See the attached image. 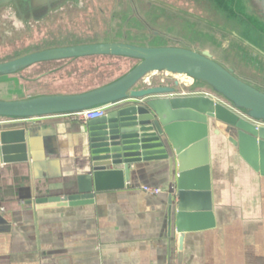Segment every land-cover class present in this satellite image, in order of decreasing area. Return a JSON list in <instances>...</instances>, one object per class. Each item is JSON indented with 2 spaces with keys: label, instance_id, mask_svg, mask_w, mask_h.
Returning <instances> with one entry per match:
<instances>
[{
  "label": "water",
  "instance_id": "obj_1",
  "mask_svg": "<svg viewBox=\"0 0 264 264\" xmlns=\"http://www.w3.org/2000/svg\"><path fill=\"white\" fill-rule=\"evenodd\" d=\"M9 1L0 0V5ZM235 1L240 5V13L235 15L247 21L253 32L264 34V0ZM232 34L238 44L264 58L263 47L246 41L239 33ZM93 56L126 57L137 62L113 80L85 90L0 98L2 124L107 107L105 115L86 123L89 172L77 178L76 191L35 196L28 202L38 208L92 202L96 191L123 188L132 164L167 160L170 171L173 167L177 170L169 204L170 211L174 206L180 242L185 233L214 227L211 127L225 125L230 133L228 140L240 157L264 175V88L218 62L209 49L105 41L21 54L0 61V76L15 75L42 62ZM159 72L164 75L155 82L153 76ZM184 76L190 81L181 85ZM167 80L172 84H166ZM180 90L207 94L172 96ZM31 135L23 124L0 126L1 160L28 161ZM173 193L177 197L175 205Z\"/></svg>",
  "mask_w": 264,
  "mask_h": 264
},
{
  "label": "crops",
  "instance_id": "obj_2",
  "mask_svg": "<svg viewBox=\"0 0 264 264\" xmlns=\"http://www.w3.org/2000/svg\"><path fill=\"white\" fill-rule=\"evenodd\" d=\"M252 59L264 88V58ZM11 124L32 135L28 161L0 157V264H264V175L240 157L225 125L210 132L215 226L181 243L169 204L177 170L167 160L132 164L123 188L96 191L92 202L38 208L28 201L74 192L89 172L86 123L51 115L0 126Z\"/></svg>",
  "mask_w": 264,
  "mask_h": 264
},
{
  "label": "rangeland",
  "instance_id": "obj_3",
  "mask_svg": "<svg viewBox=\"0 0 264 264\" xmlns=\"http://www.w3.org/2000/svg\"><path fill=\"white\" fill-rule=\"evenodd\" d=\"M64 9L28 27L0 10V61L43 48L93 41L182 46L209 49L218 62L263 88L253 53L238 44L232 32L263 48L264 34L253 32L247 21L235 15L240 5L234 0H80L77 6ZM136 62L112 56L42 62L18 74L0 76V98L85 90L113 80ZM161 73L153 76L155 82ZM181 80V85L190 81L185 76Z\"/></svg>",
  "mask_w": 264,
  "mask_h": 264
},
{
  "label": "flooded vegetation",
  "instance_id": "obj_4",
  "mask_svg": "<svg viewBox=\"0 0 264 264\" xmlns=\"http://www.w3.org/2000/svg\"><path fill=\"white\" fill-rule=\"evenodd\" d=\"M80 0H11L6 4L0 5V10L7 11L8 16L18 18L24 27L31 23L39 22L43 18L57 15L65 10L77 6ZM153 1V0H152ZM188 14V12H186Z\"/></svg>",
  "mask_w": 264,
  "mask_h": 264
},
{
  "label": "built area",
  "instance_id": "obj_5",
  "mask_svg": "<svg viewBox=\"0 0 264 264\" xmlns=\"http://www.w3.org/2000/svg\"><path fill=\"white\" fill-rule=\"evenodd\" d=\"M207 93L205 91H186V90H180L178 92H175L172 94L174 95H179V96H184V95H206ZM107 107L105 106H99L91 109H85L81 110L78 112H74L71 114H65L69 116H73L75 119H78L84 123H87L91 119H95L98 117H101L106 114ZM144 190L150 192V193H158L160 189L158 188H150V187H144Z\"/></svg>",
  "mask_w": 264,
  "mask_h": 264
},
{
  "label": "trees",
  "instance_id": "obj_6",
  "mask_svg": "<svg viewBox=\"0 0 264 264\" xmlns=\"http://www.w3.org/2000/svg\"><path fill=\"white\" fill-rule=\"evenodd\" d=\"M16 57V56H15ZM10 58H13V57H10ZM10 58H8V59H10Z\"/></svg>",
  "mask_w": 264,
  "mask_h": 264
}]
</instances>
